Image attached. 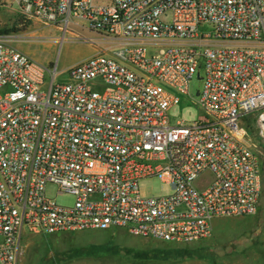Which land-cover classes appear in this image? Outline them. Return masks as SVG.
Wrapping results in <instances>:
<instances>
[{
    "label": "built area",
    "instance_id": "2783aa9c",
    "mask_svg": "<svg viewBox=\"0 0 264 264\" xmlns=\"http://www.w3.org/2000/svg\"><path fill=\"white\" fill-rule=\"evenodd\" d=\"M12 2L63 32L59 46L81 26L108 47L60 83L0 35V264L18 263L28 235L120 228L191 244L215 220L258 213L264 154L244 122L264 138V0ZM200 71V117L173 124ZM153 178L170 193L144 197ZM49 185L75 204L49 199Z\"/></svg>",
    "mask_w": 264,
    "mask_h": 264
},
{
    "label": "rangeland",
    "instance_id": "374dc122",
    "mask_svg": "<svg viewBox=\"0 0 264 264\" xmlns=\"http://www.w3.org/2000/svg\"><path fill=\"white\" fill-rule=\"evenodd\" d=\"M200 31L209 33L211 27ZM0 35L46 68H56L60 83L68 80L70 67L97 54L99 47H108L99 35L81 26L72 27L59 46L56 39L62 38L63 32L26 21L12 0H0ZM200 73V79L195 75L191 81L189 95H181L180 104L171 109L173 124L191 123L200 117L197 92L203 88L204 72ZM249 134L256 149L264 147L256 126ZM140 190L144 197L170 193L169 187L155 178L141 181ZM46 195L61 206L70 207L76 201L72 195L59 194L54 185L47 187ZM17 264H264V195L256 215L215 220L212 236L196 243L168 245L120 228L28 235Z\"/></svg>",
    "mask_w": 264,
    "mask_h": 264
},
{
    "label": "trees",
    "instance_id": "16d2710c",
    "mask_svg": "<svg viewBox=\"0 0 264 264\" xmlns=\"http://www.w3.org/2000/svg\"><path fill=\"white\" fill-rule=\"evenodd\" d=\"M244 124H245V127L247 128V130H248V133L250 132V129L252 128V127H254V126H256L255 125V120L252 118V117H246L245 118V122H244ZM250 135V134H249ZM259 151H261L263 154H264V147H261V149H259ZM168 245H172V244H169V243H167Z\"/></svg>",
    "mask_w": 264,
    "mask_h": 264
},
{
    "label": "crops",
    "instance_id": "0c3cea01",
    "mask_svg": "<svg viewBox=\"0 0 264 264\" xmlns=\"http://www.w3.org/2000/svg\"><path fill=\"white\" fill-rule=\"evenodd\" d=\"M214 224V223H213Z\"/></svg>",
    "mask_w": 264,
    "mask_h": 264
}]
</instances>
